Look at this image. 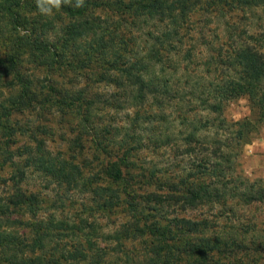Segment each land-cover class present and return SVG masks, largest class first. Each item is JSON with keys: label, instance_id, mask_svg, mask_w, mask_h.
<instances>
[{"label": "trees", "instance_id": "16d2710c", "mask_svg": "<svg viewBox=\"0 0 264 264\" xmlns=\"http://www.w3.org/2000/svg\"><path fill=\"white\" fill-rule=\"evenodd\" d=\"M35 1L0 2V19L8 18L12 27L11 33L2 39L0 30V87L3 90L0 96L4 91L9 93L10 104L9 109L4 108L6 117H0V138L14 135V127L6 118L22 110L57 109L62 117L76 112L79 116L76 120L72 116L65 120L74 124L72 130L77 131L78 150L84 151L91 141L90 152L100 161L97 172H91L93 177L100 175V184L82 179L86 181L84 185L99 201L102 214L109 215L120 208L128 216L120 224L122 233L112 238L117 241L144 239L145 252L140 254L143 257L140 264H264V228L244 214L238 212L235 221L227 220L228 224L219 227L205 217L200 220L171 217L177 210L192 209L199 203L211 207L217 203L226 208L219 199H237L238 204L247 206L260 194L246 177L233 173L231 156L237 157L264 126L263 36L241 37L239 41H250L252 45L235 49L227 68L229 72L223 73L225 77L192 92L193 102L189 103L194 104L193 111L221 116L228 102L245 97L250 115L230 123L217 118L218 129L228 126L232 130L233 149L225 152L226 145L214 141L207 147L209 156L202 158L203 162L196 165L194 172L179 176L177 181L166 177L165 169L155 162H140L139 153L147 147L136 140L137 135L130 129L121 126L120 132L110 134L107 125L95 122L98 112L103 115L105 111L116 113L128 108L133 110V115L126 112L127 124L135 129L140 120L143 123L150 118L140 114L149 95L160 106L178 98L179 92L173 86L176 82L172 81L186 67L174 62L181 55L179 48L184 43L185 32L191 30L192 17L199 10L224 17L234 9H264V0H85L81 8L62 6L59 10L65 19L61 17L59 21H54L55 16H62L59 11L50 17L35 19V12L39 14ZM149 23L154 32L145 29ZM25 24L26 29L21 28V32L18 27ZM22 54L27 55L29 63L43 68L40 69L43 75L37 77L34 85L38 96L32 93L30 75H22L25 70L21 66ZM11 71L16 80L3 81ZM19 83L25 86L18 87ZM99 84L113 85L118 91L103 98L94 90ZM197 133V129L191 131L182 141L187 145L195 143L204 150L210 142L207 137L198 138ZM168 139V136L162 140L151 137L156 155L161 154ZM42 147L39 143L37 152L43 151ZM37 154L41 159L45 157L43 152ZM212 159L220 161L212 164ZM50 165L53 177L60 182L84 174L68 159H57L55 165ZM217 182L223 187L221 192ZM233 182L237 185L228 189ZM15 188V192L5 197L0 195V264H93L95 256L84 253L90 249L84 236L78 237L79 233L74 231L62 233V227L69 228L64 218L49 215L47 220H36V207L30 203L35 196L24 191L18 182ZM11 206L20 210L14 207L13 212ZM21 208L34 220H26L25 213H19ZM10 213H17L18 219L9 221ZM62 236L78 238L82 247L77 253L80 255L71 253L66 243L57 241ZM107 251L102 249V263L99 257L95 264H105Z\"/></svg>", "mask_w": 264, "mask_h": 264}, {"label": "rangeland", "instance_id": "374dc122", "mask_svg": "<svg viewBox=\"0 0 264 264\" xmlns=\"http://www.w3.org/2000/svg\"><path fill=\"white\" fill-rule=\"evenodd\" d=\"M2 1L0 0V2ZM34 5H36V1ZM54 11H59L62 14L59 9ZM35 15V19H43V16L36 12ZM55 17L56 20L54 21H59L61 17L65 19L63 14L58 18ZM192 20L194 21L192 28L185 32L184 43L179 48L181 55L174 62L179 67H186L185 71H178L177 76H174L172 81L176 82L173 83V86L179 92L178 98L167 100L165 104L160 106L149 95L150 98L147 99L145 106L141 109L143 112H140V114L141 117L150 116V118H147L143 123L140 120L138 122L140 124L135 129L127 124L128 119L126 118V112L133 115L132 109L125 108V110L121 109L116 113L105 111L103 115L102 112H98L95 116L97 119L95 121L96 125H107L110 134L120 132L121 126L136 134V140H140L147 147L139 153L140 162H155L159 167L165 169L166 177L172 178V181H177L179 176L184 177L188 172H194L196 165H199L201 161L203 162L202 158L209 156L207 147L212 146L214 141L219 140L223 145L225 144L226 147L223 146L225 152L229 151V148L233 149L235 141H233L232 130L228 126L218 129L217 118L226 119L227 123H230L249 116L248 100L245 97H240L228 102L222 115L219 116L218 113L193 111L191 107L194 104H190L193 102L192 92H196L197 88L208 83H216L222 76L225 77L223 73L229 72L227 68L229 62L233 59L235 49L243 45H252L250 41L246 43L239 41L241 37L247 38L249 35L264 37V9L262 8L234 9L232 13L226 14L224 17L206 14L203 10H199L193 15ZM144 27L154 32L152 23ZM18 28L20 30L21 28L26 29V24ZM0 30L2 31L1 39L11 33L12 27L8 18L0 19ZM22 57L21 66L25 68L22 75H30L28 79L32 81V93L38 96L39 91L34 89V85H37V77L43 75L44 72L40 70L43 68L38 69V67L29 63L26 54H22ZM20 77L22 78L21 74ZM13 78V71H11V74L6 76L3 81H12ZM77 81H81L80 78ZM79 85L81 86L80 83ZM23 86H25L24 83H19L18 87ZM94 90L105 98L117 92L118 88L110 84H99L94 86ZM0 91H3L1 87ZM8 95L9 93L4 91L3 95L0 96L1 118L6 117L4 108H10V104L7 102ZM148 105L151 107L149 108ZM179 114H182L180 118H178ZM71 116L75 120L79 117L76 112H73V115L62 117L57 109L47 111L35 107L30 110H22L21 113L15 114L12 118H6L14 127V135L0 138V195L5 197L15 192V185L18 182V186L24 191L35 196L30 201L31 205L36 207L35 219L47 220L50 218L49 215H54L57 219L64 218L66 223L69 224V228L64 229L62 227L61 232L74 231L79 233L78 237L84 236L90 247L89 251L85 250L84 253L88 256H95L93 264L99 261V257L102 263L103 248L109 249L104 258L105 264H140L143 262V257L140 254L145 252L142 243L144 239H141V241H124L123 239L117 241L112 238L117 233H122L120 224L126 222L128 216H125L120 208L115 209L109 215L102 214V210L99 209V201L84 185L86 179L94 184H100V175L92 176V173H96L99 169L100 161L98 162L97 159L99 158L96 156L94 158L90 152L92 151L91 141L87 142L84 151L79 152L77 131L73 132L72 130L74 124H70L65 120ZM183 117L186 119L183 120ZM195 129L198 130V138L205 139L207 137L210 142L209 145H205L207 151L205 149L200 150V146L195 143L187 145L185 140L182 141L188 133ZM179 131L182 133L178 134ZM215 131H217V134L214 133ZM121 133L120 135H122ZM167 136L169 139L165 143L163 142L164 144L160 150L161 154L156 155L151 146V137L162 140ZM39 143L43 146L41 148L43 151L37 152ZM41 152L45 156L42 159L36 156L37 153ZM46 153L50 156L48 157ZM156 153L158 154V152ZM231 157L234 165L233 173L246 177L249 185H255L252 186L253 189L259 191L260 194L255 198V201H251L250 205L244 206L238 204L237 199H219L224 201L226 208L217 203L213 207L199 203L198 206L192 209L184 207L177 210L172 214V219L185 217L200 220L205 217L210 221L213 220L219 227L228 224L227 220L235 221L239 212L255 221L259 227L264 228V191H262L264 188V126L254 140L243 147L237 157ZM61 158L77 164L84 174L71 176L63 182L56 180L53 177L50 163L55 165V161ZM216 161H220V159H212L211 163H216ZM11 163H14L15 166H11ZM16 167H18L17 170ZM69 167L70 165L67 166V168ZM70 180L71 182H69ZM75 181H77V184H75ZM248 183L246 185L247 192L250 191L248 190ZM235 184L237 185V182L230 183L227 188L229 189ZM216 186L221 192V188L223 189L221 184L217 182ZM14 207L11 206L10 208L13 212ZM231 207H233V210H231ZM16 209L17 211L20 210L17 207ZM23 209L21 208L19 212L21 215L25 213V209ZM215 217H217L216 220ZM16 219H18L17 213H10L9 221H16ZM25 219L34 220L30 218L27 212L25 213ZM16 229H20V227H16ZM77 239L75 236L69 238L62 236L57 241L66 243L71 253L77 254L79 249L82 248ZM72 248H75V250ZM72 262H74V259H72Z\"/></svg>", "mask_w": 264, "mask_h": 264}, {"label": "clouds", "instance_id": "9594fccd", "mask_svg": "<svg viewBox=\"0 0 264 264\" xmlns=\"http://www.w3.org/2000/svg\"><path fill=\"white\" fill-rule=\"evenodd\" d=\"M85 0H36V7L39 14L44 17L53 15L55 9H60L62 6H69L74 8L84 7Z\"/></svg>", "mask_w": 264, "mask_h": 264}]
</instances>
